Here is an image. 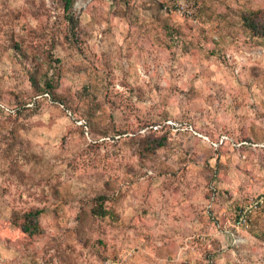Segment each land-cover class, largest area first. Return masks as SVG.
<instances>
[{
    "label": "rangeland",
    "instance_id": "374dc122",
    "mask_svg": "<svg viewBox=\"0 0 264 264\" xmlns=\"http://www.w3.org/2000/svg\"><path fill=\"white\" fill-rule=\"evenodd\" d=\"M197 1L75 0L73 37L64 0H0L3 264H264V207L237 224L264 195V39L242 21L264 0Z\"/></svg>",
    "mask_w": 264,
    "mask_h": 264
},
{
    "label": "trees",
    "instance_id": "16d2710c",
    "mask_svg": "<svg viewBox=\"0 0 264 264\" xmlns=\"http://www.w3.org/2000/svg\"><path fill=\"white\" fill-rule=\"evenodd\" d=\"M75 0H64V11H65V19L68 24V30L72 33L73 37H76L75 28L77 21L74 18V16L69 12L71 7L73 6ZM242 21L243 25L250 33L252 37L258 38V39H264V10H257V11H251L246 14H242ZM15 49L17 52L22 53L21 51L24 50V48L19 47L18 44H14ZM47 66L48 70L55 69L53 66L50 68L51 63L55 62L53 60L52 56L50 54L47 55ZM59 69V68H58ZM39 70L38 72H28V78L30 83L34 88L41 89L40 87H43L42 92L45 94H49L50 97L57 102H60L64 104V101L61 100L56 96V90L55 85L53 83V79L49 75L48 71H43V68H37ZM60 73V69L58 70ZM99 205L97 209L93 212L99 217H105L107 215V211L104 210L102 207V202L104 201V198L102 196L98 197ZM96 207V206H95ZM41 215V211L35 210L32 213H29L24 218V222L21 225V229L24 233L28 235H33L35 233L39 232V224H38V218Z\"/></svg>",
    "mask_w": 264,
    "mask_h": 264
},
{
    "label": "built area",
    "instance_id": "2783aa9c",
    "mask_svg": "<svg viewBox=\"0 0 264 264\" xmlns=\"http://www.w3.org/2000/svg\"><path fill=\"white\" fill-rule=\"evenodd\" d=\"M200 8L197 0H167L165 9L174 10L180 16L191 19L195 16ZM264 207V195L249 198L247 207H245L238 215V225L246 223L248 217L253 212H256ZM0 264L3 261L0 260Z\"/></svg>",
    "mask_w": 264,
    "mask_h": 264
}]
</instances>
